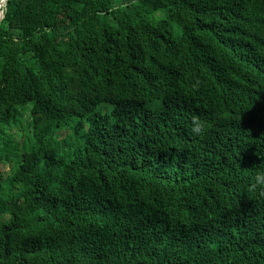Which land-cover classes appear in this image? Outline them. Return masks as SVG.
<instances>
[{
  "label": "trees",
  "instance_id": "1",
  "mask_svg": "<svg viewBox=\"0 0 264 264\" xmlns=\"http://www.w3.org/2000/svg\"><path fill=\"white\" fill-rule=\"evenodd\" d=\"M1 1L0 264H264V0Z\"/></svg>",
  "mask_w": 264,
  "mask_h": 264
},
{
  "label": "clouds",
  "instance_id": "2",
  "mask_svg": "<svg viewBox=\"0 0 264 264\" xmlns=\"http://www.w3.org/2000/svg\"><path fill=\"white\" fill-rule=\"evenodd\" d=\"M191 131L194 135L200 136L205 133V123L197 118L192 121ZM253 190H259L261 195H264V167H257L253 177Z\"/></svg>",
  "mask_w": 264,
  "mask_h": 264
},
{
  "label": "water",
  "instance_id": "3",
  "mask_svg": "<svg viewBox=\"0 0 264 264\" xmlns=\"http://www.w3.org/2000/svg\"><path fill=\"white\" fill-rule=\"evenodd\" d=\"M5 2H6V0H2V1H1V6H4ZM3 18H4V11H1V12H0V22H1V20H2Z\"/></svg>",
  "mask_w": 264,
  "mask_h": 264
},
{
  "label": "rangeland",
  "instance_id": "4",
  "mask_svg": "<svg viewBox=\"0 0 264 264\" xmlns=\"http://www.w3.org/2000/svg\"><path fill=\"white\" fill-rule=\"evenodd\" d=\"M6 171H7V168L3 167L1 173L6 176L7 174Z\"/></svg>",
  "mask_w": 264,
  "mask_h": 264
}]
</instances>
